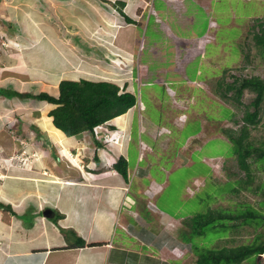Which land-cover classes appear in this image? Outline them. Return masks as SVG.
Returning <instances> with one entry per match:
<instances>
[{
	"label": "rangeland",
	"instance_id": "obj_1",
	"mask_svg": "<svg viewBox=\"0 0 264 264\" xmlns=\"http://www.w3.org/2000/svg\"><path fill=\"white\" fill-rule=\"evenodd\" d=\"M4 1L5 6L0 12L9 14L3 22L4 29L15 30L17 42L24 40L23 21L32 23L28 26L30 30L35 27L41 34L54 35L58 39H41L49 50L57 49L55 54H41L40 59L37 54L31 55V59L21 57L23 68L20 69L16 67L18 58L9 55L2 60L0 57V87H3L0 88L1 191L6 193L13 187L19 190L25 176L41 177L36 171L45 169V172L52 173V168H38V161L35 162L40 157L38 147L51 150L52 146L57 150L56 144L64 143L66 139L60 129L56 131L48 114L54 104L33 98H11L6 94L10 90L4 88L57 95L58 79L99 80L115 74L110 80L136 96V104L130 113L127 112L130 133L123 148L116 149L126 157L129 170L136 163L142 167L151 163L149 178H142L140 182L138 177H133L132 188L148 184L151 177L162 182L163 188L155 195L154 203L172 216H181L183 233L191 238L199 251L204 247L249 241L262 230L261 226L246 225L224 232L219 225L213 226L212 223L204 227L202 234L196 235L189 233L187 219L209 209L237 210L238 204L243 202L260 209L257 201L263 197L264 188H260L259 183L264 181V167L253 162L248 187L234 185L235 179L246 178V175L231 153L230 142L220 132L221 128L237 127L233 117L228 118L230 111L227 108L234 112V118H239L246 106L253 109L249 106L253 92L245 90L242 104L237 108L218 98L211 87L222 76L224 80H230L229 73L264 78V57L253 40L259 23L264 27V0H131L126 6L125 2L121 5L118 0ZM144 6L156 15L145 12L146 18L150 17L148 29L137 27V36L130 32L135 60L132 62V57L129 61L126 59L120 71L113 63L118 61L115 58L119 55L117 49L112 48V37L120 28L127 32L132 24L126 23L118 9L137 17ZM25 8L31 13L26 20L21 13L17 17V13ZM0 16L3 19L5 15ZM210 20L212 26L208 25ZM107 26L110 28L106 34L103 30ZM143 35L149 40L153 38L155 45H148V42L144 47L140 45ZM27 42L36 43L33 39ZM0 46L20 50L11 40L3 39ZM126 48L131 52L130 47ZM62 58L69 59V63L64 60L63 63ZM104 71H108L105 76L102 75ZM114 120L117 124L122 121L121 116ZM32 126L36 129L33 130ZM43 130L48 137L42 134ZM249 132V139L264 147V99L259 122ZM55 134L63 139L56 138ZM43 138H48L47 145L41 143ZM5 147H10V151ZM22 149L27 155L25 160H21L24 157ZM8 162L14 164L13 167L7 165ZM214 162L217 167L212 171L214 166L210 163ZM9 170L16 179L6 178ZM26 185L29 186L26 183L24 187L29 188ZM32 188L37 194L38 185L32 183ZM144 197L146 204L147 197ZM261 205L264 208V203ZM4 210L2 213H7ZM12 210L15 213L13 207ZM15 215L21 217L20 213ZM23 219L26 221L28 217ZM117 231L121 233L119 228ZM255 260L264 264V253Z\"/></svg>",
	"mask_w": 264,
	"mask_h": 264
},
{
	"label": "crops",
	"instance_id": "obj_2",
	"mask_svg": "<svg viewBox=\"0 0 264 264\" xmlns=\"http://www.w3.org/2000/svg\"><path fill=\"white\" fill-rule=\"evenodd\" d=\"M118 1L125 2L126 6L131 0ZM4 6L5 1L0 0V11ZM144 8L135 18L139 19L147 12ZM124 11L130 15V12ZM20 13L24 20L31 14L29 8L19 11L17 17ZM0 15H5L3 19L0 18V42L3 39L11 40L20 47V50L17 48L18 51H15L0 46L2 60L12 55L19 59L16 67L20 69L23 68L21 57L31 59V55L37 54L40 59L41 54H55L57 49L49 50L46 42H41V39L55 40L56 36L47 37L35 27L30 30L28 26L31 22L23 21L24 40L20 39L19 43L16 41L18 37L14 34L15 30L4 29L3 22L9 14L2 11ZM109 28L107 26L103 31L107 34ZM31 39L36 43L27 42ZM112 39V48L117 49L119 55L115 58L118 61L114 60L113 63L122 71L126 59L129 61L132 57V62L135 60L133 42L128 30L126 32L122 28L113 34ZM126 47H130L131 52ZM63 60L69 63V59ZM107 72L104 71L102 75H107ZM111 75L115 74L103 80L115 82L110 80ZM132 108L119 115L122 120L120 124H117V119L106 123L115 125V129L100 126L94 134L84 131L79 135H65L64 143L56 144L57 150L52 146L51 150L39 146L40 157L35 159L38 168H52L53 172L48 173L44 169L36 171L41 177L25 176L23 183H27L29 188L23 184L19 190L13 187L6 193L0 188V264H196L192 241L181 236L184 229L181 216H172L167 211L154 212L145 205L143 190L151 186L157 195L163 188L162 182L151 177L148 184L132 188L133 177H138L140 182L142 178H149L150 161L145 167L138 163L131 170L127 167V179L112 167L120 153L116 147L123 148L130 133L131 123L127 112L130 113ZM43 131L42 134L48 137ZM55 137H58L57 134ZM43 139L41 143L47 145L48 138ZM9 148L5 147V150ZM22 153L24 157L21 160L27 159L24 149ZM7 165L13 167L14 164L8 162ZM10 170L14 171L15 168ZM10 170L6 178L16 179ZM1 177L5 178L4 175ZM32 183L38 185L37 194ZM125 187H128L127 191ZM12 207L21 217L15 215ZM4 209L7 213H2ZM24 216L28 220L24 221Z\"/></svg>",
	"mask_w": 264,
	"mask_h": 264
},
{
	"label": "trees",
	"instance_id": "obj_3",
	"mask_svg": "<svg viewBox=\"0 0 264 264\" xmlns=\"http://www.w3.org/2000/svg\"><path fill=\"white\" fill-rule=\"evenodd\" d=\"M120 3L121 5L124 4L119 1ZM119 11L126 23L132 24L130 29H128L130 37V32L137 36V27H141L142 30L144 28L148 29L149 22L147 23V20L150 17L146 18L145 12L142 17L137 19L127 15L121 9ZM151 14L156 15V12H150ZM253 40L255 45L259 47V53L264 57V27L262 23H259L258 32L253 34ZM145 42H148V45H155L153 38L149 40L147 36L143 35V40L140 44L145 46ZM229 76L231 77L230 80H224L222 76L211 87L218 98L238 108L242 104L241 97L243 92L245 90L253 92V97L249 102V106L253 109L249 110L248 106H246L239 118H234V112L223 106L230 111L228 118L232 119L233 117L232 121L237 127L220 129V132L224 134L231 144V153L236 157L238 167L246 175V178L235 179L232 183L234 185L238 184L239 187L247 188L251 181V164L258 162L264 167V147L262 144H254L249 139V129L259 122L261 103L264 99V78L257 75L236 76L232 73H229ZM4 90H10L6 94H10L11 98L14 96L22 99L33 98L54 104L55 106L49 110L48 114L52 117L55 127L60 129L66 136L79 135L84 131L94 134L97 132L96 128L100 126H109L111 129H115V125H106V123L125 113L136 104V96L132 91L123 89V87L120 88L116 82L103 79H60L57 95L46 91L31 93L7 88H4ZM32 128L35 129L34 126ZM112 167L124 179H127L128 163L126 157L121 153L117 155ZM259 184L260 188H264V181ZM233 190L235 189L233 188ZM262 196L257 201L260 209L250 203L243 202L238 204L237 210L230 211L225 208L209 209L203 213L197 212L190 219H187V225L190 227L189 233L196 235L202 234L204 227L212 225V223L213 226L219 225L224 232H230L234 228L246 225L249 227H262V230L256 233L249 241L237 244H224L214 248L202 247L203 249L199 251L196 250L194 243L193 253L196 257V264H259L255 258L257 257L258 259V255L264 253V208L261 205L264 203V191H262ZM2 206L4 207V205ZM184 231L185 229L182 230L181 236L191 241V238L183 233ZM252 257L254 258L253 261L251 260Z\"/></svg>",
	"mask_w": 264,
	"mask_h": 264
},
{
	"label": "built area",
	"instance_id": "obj_4",
	"mask_svg": "<svg viewBox=\"0 0 264 264\" xmlns=\"http://www.w3.org/2000/svg\"><path fill=\"white\" fill-rule=\"evenodd\" d=\"M206 161H208V160H206ZM124 189H125V191H127L128 187H125ZM144 193H145V195L147 197L146 206L148 208L155 209V204H154V202L152 200V198L154 196V192L150 188H147V189L144 190Z\"/></svg>",
	"mask_w": 264,
	"mask_h": 264
},
{
	"label": "clouds",
	"instance_id": "obj_5",
	"mask_svg": "<svg viewBox=\"0 0 264 264\" xmlns=\"http://www.w3.org/2000/svg\"><path fill=\"white\" fill-rule=\"evenodd\" d=\"M119 2V1H118ZM151 7H153V5L151 6ZM145 9V8H144ZM147 10V12H151V10H149V8H147L146 9ZM212 23H213V21L212 20H210L209 22H208V25H210V26H212ZM171 94V93H170ZM10 159H12V157H10ZM208 160H210V159H208ZM211 161H212V158H211ZM210 165L212 166H214L211 170L212 171H214V170H216V169H214V168H216L217 166H216V164H215V162L214 163H210ZM147 188H150L152 191H153V188H151V186L150 187H147ZM147 188H145V189H147ZM144 189V190H145ZM144 190H143V193H144ZM154 192V191H153ZM144 196H145V193H144ZM154 198H155V193H154V196H153V198H152V200H154ZM154 202V201H153ZM155 204V203H154ZM146 205V204H145ZM147 207V206H146ZM147 209H149V210H151V211H157V212H162V210H160L157 206H156V204H155V209H151V208H148L147 207ZM162 214V213H161ZM191 243V242H190ZM191 245V244H190ZM261 255V254H260ZM259 256V255H258Z\"/></svg>",
	"mask_w": 264,
	"mask_h": 264
},
{
	"label": "bare ground",
	"instance_id": "obj_6",
	"mask_svg": "<svg viewBox=\"0 0 264 264\" xmlns=\"http://www.w3.org/2000/svg\"><path fill=\"white\" fill-rule=\"evenodd\" d=\"M124 3V2H123ZM121 4V3H120ZM119 10V9H118ZM124 14V13H123ZM118 79V78H117ZM194 83V82H193ZM246 104V103H245ZM139 110V109H138ZM130 111V110H129ZM119 118V117H118ZM223 125V124H222Z\"/></svg>",
	"mask_w": 264,
	"mask_h": 264
},
{
	"label": "water",
	"instance_id": "obj_7",
	"mask_svg": "<svg viewBox=\"0 0 264 264\" xmlns=\"http://www.w3.org/2000/svg\"><path fill=\"white\" fill-rule=\"evenodd\" d=\"M259 256H260V254H259Z\"/></svg>",
	"mask_w": 264,
	"mask_h": 264
}]
</instances>
